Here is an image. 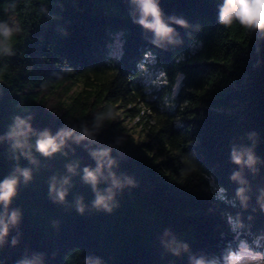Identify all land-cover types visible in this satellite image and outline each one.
Segmentation results:
<instances>
[{"label": "trees", "instance_id": "obj_1", "mask_svg": "<svg viewBox=\"0 0 264 264\" xmlns=\"http://www.w3.org/2000/svg\"><path fill=\"white\" fill-rule=\"evenodd\" d=\"M159 3L176 30L162 46L134 22L132 0H0V20L10 12L18 22L12 54L0 55V181L19 178L7 209L19 221L0 264L264 258V32L221 25L222 0ZM101 112L110 118L98 121ZM17 117L32 131L11 139ZM83 128L91 138L77 142ZM61 129L73 135L59 151L36 150L38 133ZM233 149L251 150L256 163H233ZM103 150L96 190L111 188V211L94 207L83 179ZM18 169L30 171L27 183Z\"/></svg>", "mask_w": 264, "mask_h": 264}, {"label": "clouds", "instance_id": "obj_2", "mask_svg": "<svg viewBox=\"0 0 264 264\" xmlns=\"http://www.w3.org/2000/svg\"><path fill=\"white\" fill-rule=\"evenodd\" d=\"M137 6L139 12V18L134 22L140 25L143 29L148 30L154 34V41L157 46H162L163 41L169 43H175L173 39L176 34L174 27L170 26L164 18L163 10L160 7L159 0H132ZM218 22L224 26H230L233 22L238 23L246 31H261L264 32V0H222V3L218 6ZM172 24L179 25L181 27H187V22L184 19H178L175 17L168 18ZM16 29L10 26L8 22L0 20V55L12 54V40ZM110 118V113L101 112L96 116V119L103 120ZM32 131L31 125L27 121L17 117L14 125L8 133L9 138L16 139L19 137H27L28 133ZM73 132L69 130L61 129L55 136L50 134L48 130H44L37 134L36 150L44 156H51L60 150L64 144L65 139L72 137ZM91 138V134L87 128H83L80 135L76 137V141L79 142L83 139ZM93 157L97 160V167L95 170H91L85 167L83 172V179L86 183L90 184L94 191H96V199L94 201V207L104 208L111 211L109 207V201L112 199V190L109 188L108 195H101L97 191V185L99 182V176L101 173L100 161L102 158L108 155L107 150L92 153ZM245 156L247 157L245 159ZM232 161L237 165H247L252 167L257 158L251 150L246 152H237L235 149L232 151ZM112 161L109 160L108 164L111 165ZM20 171L24 177V182L27 183L31 179V174L28 169L17 170ZM69 171H73L70 167ZM110 175H112L110 173ZM238 175V174H236ZM233 178H236L235 176ZM67 183V181H64ZM19 178L12 174L5 177L0 181V204L3 205L5 214L0 216V246L3 245L5 237L9 232V225H16L19 221L18 210L12 211L7 214L8 206L11 204L13 197L16 195ZM114 184H118L113 180ZM242 192V190H240ZM50 192H55L59 201H63L66 195L65 190H58L55 183L50 185ZM239 194V193H238ZM77 210L83 212V207L78 205ZM13 245L16 244V240L13 239ZM19 264H32V261L22 260ZM99 264V261H97Z\"/></svg>", "mask_w": 264, "mask_h": 264}, {"label": "rangeland", "instance_id": "obj_3", "mask_svg": "<svg viewBox=\"0 0 264 264\" xmlns=\"http://www.w3.org/2000/svg\"><path fill=\"white\" fill-rule=\"evenodd\" d=\"M7 20L9 22V25L13 26L16 29L14 34H18L17 32L18 22H17L15 15L8 12ZM154 74H155V77H158L157 73L153 72V69H148L146 67L142 68V75L145 76L146 78L151 77ZM134 122L126 120V124H130L128 126L129 128H132V126H135ZM136 128H138V126ZM137 131H140V128H138ZM223 260H226V261H223L225 264H264V258H258L253 255H248L245 253H238L236 255L226 253Z\"/></svg>", "mask_w": 264, "mask_h": 264}]
</instances>
